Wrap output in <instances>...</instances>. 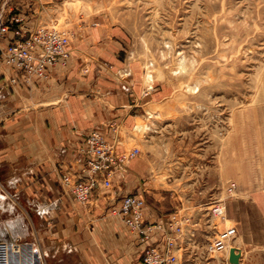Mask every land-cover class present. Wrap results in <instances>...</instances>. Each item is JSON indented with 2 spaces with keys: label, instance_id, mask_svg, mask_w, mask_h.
Instances as JSON below:
<instances>
[{
  "label": "rangeland",
  "instance_id": "1",
  "mask_svg": "<svg viewBox=\"0 0 264 264\" xmlns=\"http://www.w3.org/2000/svg\"><path fill=\"white\" fill-rule=\"evenodd\" d=\"M42 22L71 30L76 50L85 46L74 63L99 83L102 103L113 94L121 102L129 98V113L107 122L118 120L117 131H102L120 152L139 148L118 170L125 192L141 194L150 215L181 210L190 233L195 227L198 264L224 263L225 252L208 250L207 242L229 225L238 229L233 244L264 250V0H54L36 23ZM7 65L26 90L25 110L43 107L28 99L31 82ZM47 90L37 87L33 95ZM37 113L40 134L27 124L31 112H24L21 140H32L36 130L39 140L53 142L47 112H36L34 121ZM31 163L24 155L0 165V220L9 227L23 223L24 236L13 239L39 246L47 264H61L48 255L47 223L37 221L33 197L26 195L37 181ZM55 165L69 191L63 174L79 168ZM216 197H226L224 218L210 216Z\"/></svg>",
  "mask_w": 264,
  "mask_h": 264
},
{
  "label": "crops",
  "instance_id": "2",
  "mask_svg": "<svg viewBox=\"0 0 264 264\" xmlns=\"http://www.w3.org/2000/svg\"><path fill=\"white\" fill-rule=\"evenodd\" d=\"M53 2L0 0V50L15 37L13 27L6 32L1 31V24L9 14L24 16L23 26L29 28L45 18ZM70 48L71 57L65 65L59 63L50 67L46 78H37L30 83L33 91L32 97L28 99L31 103L44 106H32L27 111L24 108L27 102L24 98L26 90L17 80L16 73L0 56V165L8 163L9 159L23 158L24 155L32 162L31 178L33 182L37 181L27 190L26 195L33 197L31 202L34 204L37 221L44 220L47 223L46 251L54 260L61 264H145L142 254L147 242L142 241L136 230L128 226L120 215L111 212V208L119 203L120 196L128 188L121 187L117 182L120 179L119 172H116L112 187L98 188L88 202L78 201L65 190L55 172V164L58 162L64 167L80 169L85 157L82 146L86 135L93 129L112 132L108 120L119 119V116L129 113L125 105L128 96L122 102L119 94L107 97L104 101L106 103L99 100L101 98L96 92L100 89L99 83L79 73V66L74 63L75 56L79 59L85 46L76 50L71 42ZM80 66L84 74L90 70L84 59ZM37 87H48V90L39 92L36 97L33 93ZM24 112H31L27 124L32 129L37 127L38 134L40 114L37 113L38 119L34 121L35 113L47 112L48 115L43 117L49 119L56 139L53 142L39 140L40 135L36 136L35 130L32 140H21L25 127ZM114 122L118 123V120ZM8 133L13 136L9 137ZM8 149L20 151L9 153ZM46 159L47 162H42ZM77 162L80 165L76 168ZM40 165L45 166L43 172L38 174ZM35 173L36 178H33ZM147 211L146 207L145 215L150 220L166 217L153 211L150 215ZM25 230L23 223H12L9 227L7 222L0 220V240L23 237ZM164 238L163 231H156L150 242L162 245ZM248 240L251 241L249 244H255L253 237ZM189 245L181 251L182 257H178L174 264H198L192 257L193 247ZM234 245L240 246L239 264H264V250H248L242 244Z\"/></svg>",
  "mask_w": 264,
  "mask_h": 264
},
{
  "label": "built area",
  "instance_id": "3",
  "mask_svg": "<svg viewBox=\"0 0 264 264\" xmlns=\"http://www.w3.org/2000/svg\"><path fill=\"white\" fill-rule=\"evenodd\" d=\"M24 16L11 13L1 24V31L13 27L15 37L1 49L5 63L13 66L22 81L30 83L37 78H46L48 69L56 64L65 65L71 57V37L73 32L61 28L56 23H36L32 27L23 26ZM18 80V77H16ZM113 131L117 124L110 122ZM82 151L85 154L80 169L63 174V184L80 202H88L98 188H110L114 184L116 172L138 152V147L120 152L117 143L108 139L99 129L91 130L85 137ZM229 194L235 192L236 182L227 187ZM226 197H216L209 205L210 216L225 217ZM111 212L120 215L125 223L136 230L139 238L147 242L142 261L145 264H174L179 252L188 243H194L195 227L188 230L189 218L181 210L168 214L163 219L146 218L145 198L137 193H125ZM198 221L195 222L197 225ZM156 231L164 232L163 244L150 242ZM238 234L235 225L219 229L207 242L208 250L225 252L223 264H233L229 260L232 240ZM193 237V238H192ZM0 264H47L39 246L23 243L16 239L0 240Z\"/></svg>",
  "mask_w": 264,
  "mask_h": 264
},
{
  "label": "water",
  "instance_id": "4",
  "mask_svg": "<svg viewBox=\"0 0 264 264\" xmlns=\"http://www.w3.org/2000/svg\"><path fill=\"white\" fill-rule=\"evenodd\" d=\"M240 257H241V250L237 246H232L230 248L229 253V260L233 264H239L240 263Z\"/></svg>",
  "mask_w": 264,
  "mask_h": 264
},
{
  "label": "bare ground",
  "instance_id": "5",
  "mask_svg": "<svg viewBox=\"0 0 264 264\" xmlns=\"http://www.w3.org/2000/svg\"><path fill=\"white\" fill-rule=\"evenodd\" d=\"M232 202V201H231ZM224 207H225V205H224ZM226 208V207H225ZM226 211V210H225ZM226 217H228V213H226ZM226 222H229V220H225ZM243 227V226H242ZM236 246V245H235Z\"/></svg>",
  "mask_w": 264,
  "mask_h": 264
}]
</instances>
